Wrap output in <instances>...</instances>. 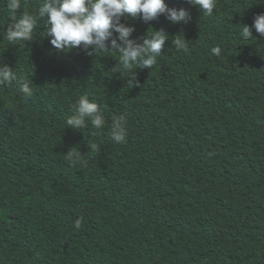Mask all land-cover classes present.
Instances as JSON below:
<instances>
[{
  "label": "trees",
  "instance_id": "obj_1",
  "mask_svg": "<svg viewBox=\"0 0 264 264\" xmlns=\"http://www.w3.org/2000/svg\"><path fill=\"white\" fill-rule=\"evenodd\" d=\"M41 2L21 0L17 17ZM254 2L217 0L209 17L165 0L189 12L180 24L122 18L138 43L152 29L171 38L131 88L112 74L118 54L58 51L42 23L9 46L0 0V66L34 92L0 88V264H264V37H240L264 13ZM85 93L100 129L65 125ZM113 116L125 118L124 144Z\"/></svg>",
  "mask_w": 264,
  "mask_h": 264
},
{
  "label": "clouds",
  "instance_id": "obj_2",
  "mask_svg": "<svg viewBox=\"0 0 264 264\" xmlns=\"http://www.w3.org/2000/svg\"><path fill=\"white\" fill-rule=\"evenodd\" d=\"M255 0L254 3H260ZM191 7H198L203 16H213L217 0H186ZM8 13L7 30L4 32L9 46L23 45L34 39V29L42 23L46 29L45 35L51 37L50 44L58 51L67 52L75 48H82L89 56L103 57L118 54L112 74L119 73L126 77V84L139 86L136 81L137 69H152L162 56L165 41L171 39L163 29L147 33L142 43H138L130 36L134 27L122 23V18L139 17L148 23L163 15L171 24L186 23L191 19L184 8H169L165 0H42L35 13L22 12L21 0H4ZM240 26V25H239ZM264 37V13L254 16L251 27L240 26V37L248 40L252 30ZM115 33V35H114ZM175 49L190 54L188 42L173 41ZM215 56L221 54V48L215 46L211 49ZM15 85L18 92L25 98L34 94L29 77L18 76L16 70L7 65L0 66V88ZM11 112V106H9ZM105 117L98 103L89 99L87 93L80 95L75 102V111L65 120L66 127L85 129L89 123L95 129L105 125ZM111 138L116 144H124L128 131L124 116H113L111 123ZM77 156H82L77 151ZM73 163H82L76 159ZM80 220L76 227H80Z\"/></svg>",
  "mask_w": 264,
  "mask_h": 264
}]
</instances>
